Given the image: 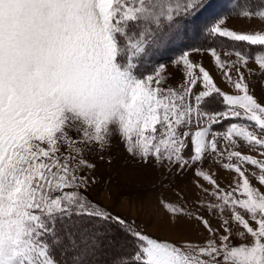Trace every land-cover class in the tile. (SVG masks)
I'll return each mask as SVG.
<instances>
[{
    "label": "snow or ice",
    "instance_id": "obj_1",
    "mask_svg": "<svg viewBox=\"0 0 264 264\" xmlns=\"http://www.w3.org/2000/svg\"><path fill=\"white\" fill-rule=\"evenodd\" d=\"M259 3L221 14L214 0H0V264H264V99L242 71L264 75V31L224 26L235 14L264 22ZM208 38L217 46L188 47ZM201 51L228 91L191 60ZM113 139L163 179L193 173L191 207L160 203L206 240L153 238L89 198L86 157ZM224 159L230 190L204 170Z\"/></svg>",
    "mask_w": 264,
    "mask_h": 264
},
{
    "label": "rangeland",
    "instance_id": "obj_2",
    "mask_svg": "<svg viewBox=\"0 0 264 264\" xmlns=\"http://www.w3.org/2000/svg\"><path fill=\"white\" fill-rule=\"evenodd\" d=\"M214 3L216 4L214 11L221 14L236 13L239 7L242 6L241 4H243H240L239 0H216ZM233 3L236 4V8H232ZM260 9L261 7H249L251 11ZM203 19H206V17L202 18L201 22H203ZM224 26L245 33L264 31V22L260 21L259 18L245 19L238 14L229 15ZM200 43H203L202 39L196 40L194 43L189 42L188 47H201ZM202 48L207 49L208 47ZM218 51L222 59H235L234 56H225L223 48L218 47ZM170 52L171 50L161 60L165 63L167 72L175 76V79L169 82L171 85H175L177 81L181 80V74L170 63L169 57L175 58L180 53L175 51L171 54ZM190 58L193 62L201 63L206 69H209L217 85L222 90L228 91L224 83L221 82L220 70H213L214 58L210 57L207 51L190 52ZM248 68L258 72L254 59L250 60ZM242 71H244L246 82L250 84L253 94L264 99V96H262L264 75L249 76L246 70ZM221 108H223V105H221ZM238 122L244 123L243 121ZM228 123L230 121H225L223 124L216 126V129L224 130ZM243 154H252L259 158L255 152L246 150ZM101 156L104 157L103 160L100 159ZM86 158L89 162L96 165L95 170L91 173L95 177L96 183L88 193L89 198L110 213L119 215L127 220H135L136 227L139 230L159 240H168L175 243H179L182 240L203 242L208 237V233L202 228L198 229L194 221L190 222L181 217L178 223H173L170 214L160 203L163 200L184 206L186 200L187 206L191 207L193 200L200 194L193 183L196 177H194L192 172H189L183 178H176L175 180L172 177L163 179L161 174L155 172L152 168L137 163L135 159L127 154L124 145L116 139H113L110 148L103 152L89 154ZM109 159H111V163L107 162ZM228 162L224 159L213 162L211 167H209L208 162H205L204 165V170L209 171L210 174L219 173L216 178L225 190H230L228 185L234 183L236 177L234 172L223 170V164ZM225 177L227 179H224ZM200 182L204 183L205 187L209 186L207 182L202 180ZM166 185H171V187H166ZM180 190L186 193L184 200L179 199L176 195ZM213 226L215 227V221H213Z\"/></svg>",
    "mask_w": 264,
    "mask_h": 264
},
{
    "label": "trees",
    "instance_id": "obj_3",
    "mask_svg": "<svg viewBox=\"0 0 264 264\" xmlns=\"http://www.w3.org/2000/svg\"><path fill=\"white\" fill-rule=\"evenodd\" d=\"M214 1L216 2V0H214ZM239 2H240V4L241 3H243V4L246 3L248 5V7H252V8L253 7H258V8L262 7V5L259 3V0L258 1H253V2L251 0H249V1L239 0ZM243 4H241V5H243ZM213 41H215L213 38H208L207 41H204L203 43H200V46L201 47L216 46L217 45V41H215V42H213ZM224 43L226 44L227 47H235L238 50L245 51V53L250 55V56H254V53H253L252 49L260 47V46H246V45H244L243 42H240V43L235 44V45L232 44V42H228V41H225ZM173 52H175V51L171 50L170 53L173 54ZM176 53H178V51H176Z\"/></svg>",
    "mask_w": 264,
    "mask_h": 264
},
{
    "label": "crops",
    "instance_id": "obj_4",
    "mask_svg": "<svg viewBox=\"0 0 264 264\" xmlns=\"http://www.w3.org/2000/svg\"><path fill=\"white\" fill-rule=\"evenodd\" d=\"M236 22V21H235ZM233 29V28H232ZM242 70H244V69H242Z\"/></svg>",
    "mask_w": 264,
    "mask_h": 264
}]
</instances>
